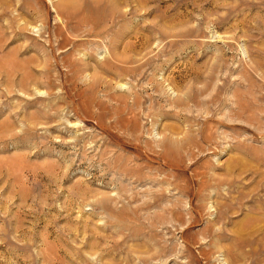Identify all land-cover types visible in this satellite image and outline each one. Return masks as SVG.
<instances>
[{"label": "rangeland", "instance_id": "rangeland-1", "mask_svg": "<svg viewBox=\"0 0 264 264\" xmlns=\"http://www.w3.org/2000/svg\"><path fill=\"white\" fill-rule=\"evenodd\" d=\"M2 1L0 63L12 55L29 62L30 56L36 57L32 48L35 41L43 43L46 38L44 24L35 18L34 12L22 6L24 0H6L11 6L5 10L1 8ZM25 1L35 3V0ZM104 1L114 0H101L102 3ZM133 1L128 0L129 4H125H128V10L135 6L134 14H129L126 21L120 19L118 26L131 20V28L148 39L154 50L152 54L165 45L164 32L180 35L174 39L179 45L171 50L174 57L161 56L157 64L167 62V65L159 67L155 64L149 69V75L155 71L157 79L162 80L173 69V62L177 61L179 65L175 75L183 86L181 96L185 101L193 78H203L210 67L218 70L217 86L224 84L222 77L225 74L231 75L232 80L222 89L207 90L201 97L208 98L218 91L221 99L212 110L216 121L214 130L219 139L216 152H208L205 157L197 151L193 158L183 155L184 167L179 173L180 180L189 179L197 170L212 168L210 171L223 179L237 181V187L221 186L220 192L226 198L219 197L214 189L205 191L200 198L194 196L196 198L193 197L191 203L198 212L193 221L185 225L175 219L179 216L188 219L189 200L169 187L171 191H168L167 198L147 212L142 211L137 220L131 215L132 209L141 208L142 202L151 197L148 192L160 188L158 183L151 180L133 183L107 169L105 161H100L106 135L100 134L91 121L73 120L76 119L74 112L66 104L59 109L56 107L57 102L63 101L59 98L64 95L60 87H55L51 94L45 87H40L43 89L37 92L34 86L31 91L23 93L18 89L17 75L8 85L5 75L0 73V264H264V233L231 240L227 235L207 236L202 231L209 220L216 219V198L229 202L235 196L240 198L239 193H242L241 202L245 205H251L248 200L255 193L264 199V162L253 150L264 149V137L253 140L254 126L246 120L235 121L240 123L237 126L240 135L234 137L229 128L232 123L226 121L234 100L232 94L241 90L237 83H246L240 76L245 68L243 62H248L251 56L264 58V0H183L181 11L186 17L180 21H174L171 16L172 9L176 7L173 0H150L142 10L141 3ZM43 3L50 11L48 23L52 29L57 18L50 1L42 0ZM22 11L27 14H22ZM23 18L32 23L37 19L36 26L20 29L17 24L22 25ZM23 43H27V49H21ZM228 43L233 44L232 47ZM97 49L95 59L102 61L107 56V47L101 44ZM87 61L92 66L96 65L94 59ZM60 67L63 68L62 65ZM53 73L56 77L58 71ZM258 73L254 78L261 80ZM86 78H81L80 83L89 82V77ZM138 78L123 77L120 80L122 86L115 83L119 81L115 78L110 92H130L129 88L138 84ZM54 81L59 84V73ZM201 84L195 83V86L200 88ZM6 86L11 88L9 93ZM165 87V94L158 97L156 92V95L161 105L172 110L169 99L176 98V91L167 83ZM97 95L104 98L102 92ZM200 108L191 107V113H187L188 121L175 116H159L155 125L152 117L142 115L143 136L155 145L154 140L161 138L159 131L164 126L174 125L178 132L188 130L190 125L195 129L197 125L192 117L200 119L205 115ZM41 111L48 112L50 118L41 115L35 124H31L29 115ZM220 121L225 124L221 125ZM149 130H152L151 134ZM92 135H97V138L93 139ZM234 146L246 149L245 153L233 149ZM122 148L124 150H113L123 154L132 150L125 146ZM227 163L234 164L230 174L223 167ZM163 170L171 174L167 168L163 167ZM155 175L154 178L167 176ZM96 199L106 201L111 209H116L123 216L117 218L112 215L100 206V202H95ZM178 200L182 202L181 210L178 213L173 211L172 216H179L171 222L147 219V214L162 215L164 207L176 210L174 201ZM260 212L264 215V207ZM229 218L238 221L244 215L238 212ZM247 221L248 230L261 225L260 221ZM225 228L227 233L235 235L237 226L226 225Z\"/></svg>", "mask_w": 264, "mask_h": 264}, {"label": "bare ground", "instance_id": "bare-ground-1", "mask_svg": "<svg viewBox=\"0 0 264 264\" xmlns=\"http://www.w3.org/2000/svg\"><path fill=\"white\" fill-rule=\"evenodd\" d=\"M7 1H2L1 8L3 10L11 6ZM49 1L57 18L52 29L48 23L50 11H48L44 3L41 4L42 0H35V3L22 1V6L27 11L34 12L36 14L35 18L43 22L46 38L43 43L35 41L32 48L35 50L36 57L30 56L29 62L18 60L16 56L12 55L7 60H4L2 64L0 63V73L5 75V82L10 85L12 78L17 75L19 77L18 89L23 93L31 91V87L34 86L37 92H40L45 87L47 92L51 94L50 91L54 90L55 87H60L64 95L59 96V98L63 99V101L57 102L56 107L59 109V107H63L66 104L74 112L75 116H73L76 119L73 120L91 121L100 130V134L106 135L102 144L104 150L100 156V161H105L107 169L109 168L110 171L127 177L133 183H141L148 180L158 183L157 185L160 188L148 192L151 197L142 202L141 208L132 209L131 215L133 218L138 220L142 211L147 212L152 207L158 206L163 198H167L168 191H171V189H168L169 187H172L182 197L186 196L189 200L188 219H183L179 215H177L179 216L178 218H176L177 216H172V213L174 214L173 211L178 213L181 210L182 202L178 200L174 201L176 210H168V208L164 207L161 209L162 215L159 213L153 214V216L147 214L148 220L151 219V221L156 222L162 220L165 222L166 220V222H171L172 219L176 218L175 221L183 225L186 222L193 221L198 212L197 208L191 203L194 196L200 198L205 191L214 189L219 197L226 198L227 196L220 192V187L228 185L230 188L235 189L237 181L223 179L221 175L211 172L212 168L197 170L190 176L191 178L180 180L179 171L184 167L183 155L193 158L197 155V151L205 157L208 152H216L219 139L216 135V130H214L216 121L212 110L214 109L213 106L219 104L221 99L218 96V91L211 93L208 98L201 99V97H203L204 93H207V90L222 89L225 83L232 80L231 75L226 76L224 73L225 76L222 77L224 84L217 86L218 70L210 67L209 73L203 78H193L191 81L192 85L187 88L189 95L185 101L181 96L183 86L175 75L178 72L175 70L179 65L177 61L173 62V69L168 72L167 76H163L162 80L157 79V75L154 74L155 71L151 75L148 74L149 69H152L155 64L159 67L167 65V62L162 63L163 60L161 61L162 64H157V60L161 56L170 55V57H174L171 50L179 47L178 42L174 40L180 36L179 34L164 32L165 36L168 37H164L167 40L165 45L160 51L152 54L154 50L150 47L148 39H145L142 34L131 28V20L118 26L120 19L126 21L129 14H134V5L129 10L127 9L128 0L123 2L120 0H114L113 2L104 1L109 6L105 5L104 2L102 3L101 0ZM148 1L150 0H138V4L139 2L141 3V10L148 5ZM133 2L132 4L137 3ZM173 2L176 7L172 9L173 13L171 16L174 21L175 19L180 21L181 18L186 17L181 11L183 0H173ZM15 10L17 9L15 8ZM21 13L27 14L25 11ZM37 19L33 20L36 22ZM34 23L23 18V24L19 23L17 25L20 29L25 30L28 26L35 27ZM101 44L107 47L108 52L102 61H97L95 59L96 49ZM228 45L232 47L233 44L228 43ZM22 48L27 49V43H23ZM261 51L263 52L262 48ZM81 53L83 54L82 56ZM87 59H94L96 65H90ZM226 62L227 60H225V64H227ZM243 64L245 68L240 72V76L244 78L246 83H237L241 90H237L232 94L234 100L232 107H229V117L226 121L232 123L229 128L232 130L234 137L240 135L237 128L240 123L235 121L246 120L249 122L254 126L252 131L254 140L264 137V58L251 56L249 61L243 62ZM61 65L65 68V72L63 68L61 69ZM155 68L157 67L155 66ZM54 71L59 73L58 85L54 81L58 73L54 77ZM258 71H261V73H258ZM257 73L261 80L254 78V74ZM169 75L172 76L170 77ZM87 76L89 77V82L80 83L79 80ZM53 77L54 80L52 79ZM123 77H140V79L138 78V84H133L129 88L130 92L121 94L110 92L114 79L119 78V81L115 83L122 86L120 80ZM166 83L176 91V98H173V100L169 99L172 110H167L165 108L166 105H161L160 101H158V97L161 94H165ZM195 83H202V86L200 88L196 87ZM213 83L215 87H213ZM194 86L196 89H193ZM40 87L43 88L41 89ZM6 91L9 93L11 88L6 86ZM99 92L103 93V99L98 97L97 94ZM156 92L159 94L158 97ZM192 106L197 109L201 107L200 109L205 113L204 117L200 119L192 117L197 128L193 129L192 125H190L188 130L184 131V129L182 132H178L177 127L174 125L164 126L159 131L161 138L154 140L156 146L152 140L143 136L145 131L144 125L141 123V117H144L142 115L152 117V120L154 119L152 121L153 125L157 123L159 116H175L178 119L182 118L188 121L190 119L187 113H191ZM41 115L47 116L48 119L50 118L48 112L44 111L42 113L41 111V113L30 114L28 121L31 124H35L36 119ZM148 116H146L147 119ZM220 124L224 125L225 122L220 121ZM151 132L152 130H149L150 134ZM179 135L181 136L179 137ZM92 137L95 139L97 135H92ZM124 146L132 150H127L124 154L117 152L118 150H113L114 148L124 150L122 148ZM235 148L242 153L246 151V149L239 146H234L233 149ZM253 150L257 153L260 161L264 162V149L256 148ZM163 167L171 171V174L164 172ZM223 167L230 174L234 169V164L227 163ZM155 174H165L167 176L165 178H154ZM239 197L235 196L229 202L219 201L217 198L214 200L217 216L215 220L207 222V225L202 230L204 235H227L231 240H239L254 234L264 233V215L260 212L261 207H264V199H261L260 195L255 193L248 200L251 205H245L241 202L244 195L239 193ZM126 198L130 199L127 196ZM234 200L235 203H232ZM97 201L98 203L100 202V206L108 209L117 218L123 216L116 209H111L106 201L96 199L95 202ZM247 208H249L248 213H245ZM238 212H242L244 218L238 221L229 218L231 214ZM165 214H170L171 216L167 217ZM247 219L250 222L260 221V227L248 230L249 222ZM226 225L237 226L235 235L227 233ZM216 247L220 248V246ZM230 248H232V245Z\"/></svg>", "mask_w": 264, "mask_h": 264}]
</instances>
